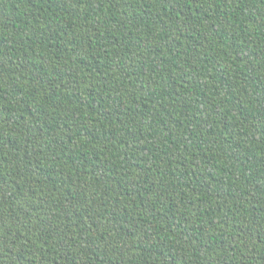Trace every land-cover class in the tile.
Listing matches in <instances>:
<instances>
[{
	"label": "trees",
	"instance_id": "obj_1",
	"mask_svg": "<svg viewBox=\"0 0 264 264\" xmlns=\"http://www.w3.org/2000/svg\"><path fill=\"white\" fill-rule=\"evenodd\" d=\"M0 264H264V0H0Z\"/></svg>",
	"mask_w": 264,
	"mask_h": 264
}]
</instances>
